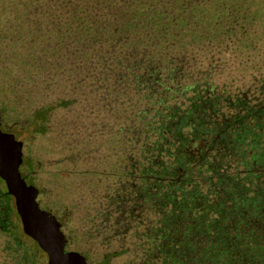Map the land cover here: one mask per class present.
Masks as SVG:
<instances>
[{
  "label": "trees",
  "instance_id": "1",
  "mask_svg": "<svg viewBox=\"0 0 264 264\" xmlns=\"http://www.w3.org/2000/svg\"><path fill=\"white\" fill-rule=\"evenodd\" d=\"M224 5L0 0V26L27 35V55L40 43L75 88L120 113L122 159L138 162L162 264H264V86L231 73L238 55H213L240 21ZM198 42L210 53L200 65L187 53Z\"/></svg>",
  "mask_w": 264,
  "mask_h": 264
},
{
  "label": "flooded vegetation",
  "instance_id": "2",
  "mask_svg": "<svg viewBox=\"0 0 264 264\" xmlns=\"http://www.w3.org/2000/svg\"><path fill=\"white\" fill-rule=\"evenodd\" d=\"M242 15L227 47L211 53L238 55L231 73L244 86H264V35L254 29V47L245 43L247 26L260 20ZM3 19L0 264H162L154 253V217L138 200V162L122 159L120 113L94 95L89 76L81 81L88 87L75 88L74 75L58 69L54 55H40V43L27 55V35L11 37ZM190 46L198 65L210 55L204 43Z\"/></svg>",
  "mask_w": 264,
  "mask_h": 264
},
{
  "label": "rangeland",
  "instance_id": "3",
  "mask_svg": "<svg viewBox=\"0 0 264 264\" xmlns=\"http://www.w3.org/2000/svg\"><path fill=\"white\" fill-rule=\"evenodd\" d=\"M213 2L218 3L219 0H213ZM220 3L225 4L224 7L235 8L237 13H241L238 15L240 18L243 16V13H247L250 18H258L260 20V23L251 22L247 26L249 31H246L248 34L245 37H249L248 40L250 41H246L245 43H248L249 47L253 48L254 46L251 44V41H254V38L258 40V33L254 32V29L260 32L259 34L262 33L264 35V0H220ZM240 18L237 17V21ZM217 30L219 31L220 28H217Z\"/></svg>",
  "mask_w": 264,
  "mask_h": 264
}]
</instances>
